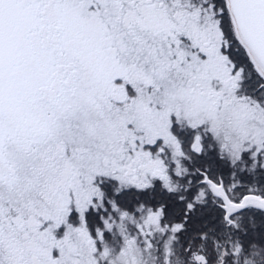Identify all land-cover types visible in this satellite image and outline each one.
I'll return each instance as SVG.
<instances>
[{"label": "snow or ice", "instance_id": "6c2138e0", "mask_svg": "<svg viewBox=\"0 0 264 264\" xmlns=\"http://www.w3.org/2000/svg\"><path fill=\"white\" fill-rule=\"evenodd\" d=\"M0 264H264V0H0Z\"/></svg>", "mask_w": 264, "mask_h": 264}]
</instances>
